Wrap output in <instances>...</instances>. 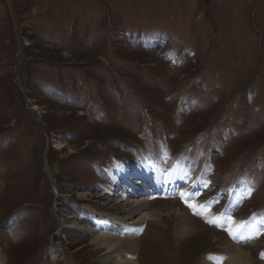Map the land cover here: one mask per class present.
Returning <instances> with one entry per match:
<instances>
[{
	"label": "rangeland",
	"instance_id": "374dc122",
	"mask_svg": "<svg viewBox=\"0 0 264 264\" xmlns=\"http://www.w3.org/2000/svg\"><path fill=\"white\" fill-rule=\"evenodd\" d=\"M117 167L137 173L120 178L128 195L105 190ZM153 169L184 176L146 196L159 220L137 264L235 244L184 194L214 200L219 221L240 193L234 219L264 222V0H0V264H108L67 225L126 216ZM179 210L201 231L182 248ZM239 245L264 264V232Z\"/></svg>",
	"mask_w": 264,
	"mask_h": 264
},
{
	"label": "bare ground",
	"instance_id": "6f19581e",
	"mask_svg": "<svg viewBox=\"0 0 264 264\" xmlns=\"http://www.w3.org/2000/svg\"><path fill=\"white\" fill-rule=\"evenodd\" d=\"M135 174H132V172L126 168L117 167V169L111 173V176L114 185L120 186L121 189H125V195H128L132 193V191L130 192L129 189L125 188L121 181L124 179L125 182L131 183L132 177H134ZM142 175L146 180L150 179V188L153 189L151 191L150 189H148L149 191L145 190L142 199L135 203L133 209H131L126 216L120 217L118 215L112 217L108 215H97L94 217L96 220V229L80 225L75 221L67 225L71 230L90 234L93 237V246L97 249H105L107 251L103 258L104 263L112 264L114 262L115 264H137V252L139 249L137 236L148 220H159L157 214L148 211L150 203H148V198H146V196L164 192L167 194L168 191L174 190L175 188L177 189L181 186L183 181L182 178L184 176L183 173L177 174L172 172L169 176L165 177L162 170L154 169L149 170L147 174L145 173ZM135 187L137 188L138 185ZM105 190L107 193L111 194L113 189L106 186ZM182 196L188 206L202 219L211 223H220L223 228L231 233L233 238L235 237V244L224 242L222 244L224 250L223 254L216 255L215 258H206L204 264H214L215 260H220L222 263L227 262L228 264H252L247 250L238 247V245L242 243L255 245L261 237V234L264 232V222L259 226L256 219H253L248 223L240 219H234L233 212L245 201V199H247L246 197L242 196L240 193L235 194L224 211L221 219L218 221V215L214 213V200L200 201L199 197L201 196L196 193L184 194ZM121 198L126 199L123 195ZM129 220H131V222L126 224ZM192 222L189 220L186 213H182L181 210H179L174 229V239L178 247L197 239V234L200 235L201 231H198L190 225ZM207 231L210 232L211 230Z\"/></svg>",
	"mask_w": 264,
	"mask_h": 264
},
{
	"label": "snow or ice",
	"instance_id": "6c2138e0",
	"mask_svg": "<svg viewBox=\"0 0 264 264\" xmlns=\"http://www.w3.org/2000/svg\"><path fill=\"white\" fill-rule=\"evenodd\" d=\"M231 234V233H230ZM235 238V237H234ZM217 264H220V262L219 261H217Z\"/></svg>",
	"mask_w": 264,
	"mask_h": 264
}]
</instances>
